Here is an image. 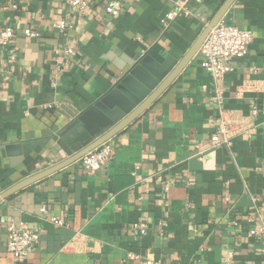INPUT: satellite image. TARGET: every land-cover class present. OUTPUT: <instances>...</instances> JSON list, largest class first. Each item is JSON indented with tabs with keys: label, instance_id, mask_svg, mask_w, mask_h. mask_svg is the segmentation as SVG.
Here are the masks:
<instances>
[{
	"label": "crops",
	"instance_id": "obj_1",
	"mask_svg": "<svg viewBox=\"0 0 264 264\" xmlns=\"http://www.w3.org/2000/svg\"><path fill=\"white\" fill-rule=\"evenodd\" d=\"M109 1L0 0V29L16 35L0 45V194L82 150L67 127L136 61L173 69L225 0H195L171 22L176 0H119V16ZM223 20L253 33L234 70L216 81L199 52L110 140L104 168L79 160L2 201L0 264H264V235H251L264 222V115L251 112L264 106V0H236ZM12 222L41 233L24 261L8 250Z\"/></svg>",
	"mask_w": 264,
	"mask_h": 264
},
{
	"label": "water",
	"instance_id": "obj_2",
	"mask_svg": "<svg viewBox=\"0 0 264 264\" xmlns=\"http://www.w3.org/2000/svg\"><path fill=\"white\" fill-rule=\"evenodd\" d=\"M235 2L236 0L224 1L196 42L173 69L172 60L162 65L152 62L150 57H145L138 63L137 61L133 63L130 72L109 94L67 127V130L73 134L79 132L75 141L87 143L85 147L69 159L29 176L4 191L0 194V203L34 183L81 160L89 152L114 138L138 119L196 57L211 30L224 19Z\"/></svg>",
	"mask_w": 264,
	"mask_h": 264
},
{
	"label": "built area",
	"instance_id": "obj_3",
	"mask_svg": "<svg viewBox=\"0 0 264 264\" xmlns=\"http://www.w3.org/2000/svg\"><path fill=\"white\" fill-rule=\"evenodd\" d=\"M195 0H176L174 8L167 14L168 22H171L181 15H192L190 8L192 2ZM73 7L79 8L82 11L88 7L87 0H70ZM107 12L113 16H119L123 11V3L119 0L109 1ZM60 26H64L61 24ZM26 36L30 38H39L40 33L26 29ZM15 31L11 28L0 29V45L10 46L15 39ZM253 41V33L249 29L240 28L235 25L226 23L224 20L220 21L210 32L200 49L203 56L202 66L212 75L216 81H222L225 77L234 70L235 59L244 57L249 50ZM60 53L74 54L75 51L71 47H67ZM252 115L257 117L264 115V106L257 103L251 104ZM248 127L239 126L235 133L242 132ZM233 129L225 123L220 125V133L226 138L232 135ZM227 143L229 139L225 140ZM114 147L112 142L106 141L98 148L89 152L84 156L81 161L84 169L89 173H96L104 168L112 157ZM42 211L47 214V209L43 208ZM55 222L62 224L61 220L54 219ZM140 232L146 233V227L140 226ZM251 235L262 236L264 235V222L261 226L253 228ZM41 241V233L39 230L29 227L23 222H12L8 227L7 244L8 250L13 256L19 260H26L36 249ZM148 264H153L148 262Z\"/></svg>",
	"mask_w": 264,
	"mask_h": 264
}]
</instances>
